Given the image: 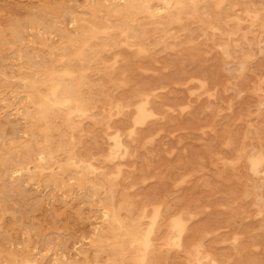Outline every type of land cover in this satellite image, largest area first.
I'll use <instances>...</instances> for the list:
<instances>
[{
	"label": "rangeland",
	"instance_id": "obj_1",
	"mask_svg": "<svg viewBox=\"0 0 264 264\" xmlns=\"http://www.w3.org/2000/svg\"><path fill=\"white\" fill-rule=\"evenodd\" d=\"M224 2L129 19L86 0H0V264H264L251 164L264 151V0ZM84 20L98 31L87 45ZM56 85L86 110L77 127L52 102L15 117ZM144 210L152 232L136 245Z\"/></svg>",
	"mask_w": 264,
	"mask_h": 264
},
{
	"label": "bare ground",
	"instance_id": "obj_2",
	"mask_svg": "<svg viewBox=\"0 0 264 264\" xmlns=\"http://www.w3.org/2000/svg\"><path fill=\"white\" fill-rule=\"evenodd\" d=\"M85 1V0H84ZM185 1H187V0H86V3L89 5V4H95V3H100L104 8H106V9H109L110 11H114V12H119V13H121V14H123L124 16H127V17H129V19H133V17H137V16H139V15H144V16H147V17H149V18H151V19H155V18H163V17H173L174 15H175V12L177 11V10H179L180 9V7H181V5H182V3L183 2H185ZM225 0H221V3H223ZM219 2H220V0H219ZM252 2V1H251ZM9 3V2H8ZM258 3V2H257ZM260 3V2H259ZM258 3V4H259ZM48 4H49V2H48ZM82 4V3H81ZM223 4H225V2L223 3ZM85 5V4H84ZM77 6V5H76ZM83 6V5H82ZM87 6V5H86ZM215 6H216V4H215ZM235 6V5H234ZM233 6V7H234ZM242 6V5H241ZM240 6V7H241ZM248 6V5H247ZM75 7V6H74ZM217 7V6H216ZM215 7V8H216ZM37 8V7H36ZM227 8V7H226ZM235 8H237V6L235 7ZM74 9H76V8H74ZM80 9H81V6H80ZM36 10V9H35ZM34 10V11H35ZM219 10V9H218ZM258 10V9H257ZM32 13V12H31ZM90 13V12H89ZM248 13V12H247ZM30 14V13H29ZM79 14V13H78ZM31 15V14H30ZM49 15V14H48ZM251 15V14H250ZM249 16V15H248ZM255 16H258V15H256L255 14ZM70 17H72V16H70ZM18 18V17H17ZM62 18V17H61ZM66 19H67V17H65ZM13 19V18H12ZM20 19V18H19ZM23 19V18H22ZM257 19H258V17H257ZM56 20V19H55ZM69 20V19H68ZM253 20V19H252ZM19 21V20H18ZM74 21V20H73ZM117 21V20H116ZM69 22V21H68ZM71 22V21H70ZM86 21L84 20V25H83V29H82V32H81V42H82V45H87V44H89V42H90V40L91 39H96V38H98V31H96V30H90L91 28L85 23ZM118 22H119V20H118ZM240 22V21H239ZM4 23V22H3ZM2 23V24H3ZM25 23V22H24ZM73 23V22H72ZM115 23V22H114ZM120 23H122L121 21H120ZM22 24V23H21ZM54 24V23H53ZM71 24V23H70ZM151 24V23H150ZM7 25V24H6ZM13 25H15V23L13 24ZM17 25H19V23L17 24ZM4 26V25H3ZM9 26V25H8ZM21 26V25H20ZM47 27V26H46ZM45 27V28H46ZM66 27V26H65ZM112 27V25H109L108 26V28H111ZM11 28H12V25H11ZM18 28V27H17ZM187 28V27H186ZM3 29V28H2ZM7 29H9V28H7ZM95 29V28H94ZM13 30V29H12ZM14 30H15V28H14ZM13 30V31H14ZM21 30H22V28H21ZM28 30V29H27ZM46 30V29H45ZM45 30H42V31H45ZM63 30V29H62ZM104 30V29H103ZM128 27H126V28H123L122 30H121V34L122 35H124L125 36V41H128L129 40V38H130V36H129V34H128ZM163 30V29H162ZM157 31V30H156ZM160 31V30H159ZM215 31H216V29H215ZM218 31V30H217ZM15 32V31H14ZM16 32H17V30H16ZM103 32V31H102ZM105 32V31H104ZM5 33H7V32H5ZM72 33V32H71ZM173 33V32H172ZM209 33V32H208ZM8 34V33H7ZM54 34V33H53ZM158 34V33H157ZM9 36H11L10 34H8ZM59 35V34H58ZM75 35V34H74ZM64 36V35H63ZM106 36H108V35H106ZM113 36V35H112ZM209 36V35H208ZM6 37V36H5ZM152 37V36H151ZM2 38V37H1ZM8 38V37H7ZM61 38V37H60ZM142 38V37H141ZM19 39V38H18ZM8 40V39H7ZM168 40V39H167ZM10 41H12V39L10 40ZM10 41H9V43H10ZM114 41V40H113ZM117 41V40H116ZM192 41V40H191ZM190 41V42H191ZM3 42H4V40H3ZM17 42V41H16ZM59 42V41H58ZM51 43H53V42H51ZM12 44V43H11ZM111 44V43H110ZM116 44V43H115ZM123 44V43H122ZM126 44V43H125ZM124 44V45H125ZM194 44V43H193ZM53 45H54V43H53ZM103 46V45H102ZM114 46V45H113ZM127 46V45H126ZM27 47V46H26ZM25 47V48H26ZM40 47V46H39ZM112 47V46H111ZM28 48V47H27ZM34 48V47H33ZM104 48H106V47H104ZM31 49V48H30ZM129 49V48H128ZM132 49H133V47H132ZM152 49H153V47H152ZM27 50V49H26ZM201 50V49H200ZM17 51V50H16ZM33 51V50H32ZM31 51V52H32ZM39 51V50H38ZM141 50H139L138 49V52H140ZM181 51H182V49H181ZM24 52H25V50H24ZM27 53H28V51H26ZM43 52V51H42ZM118 52V51H117ZM143 52H146V50H143ZM209 52V51H208ZM1 53V52H0ZM26 53V54H27ZM37 53V52H36ZM41 53V52H40ZM49 53V52H48ZM127 53V52H126ZM148 53V52H147ZM182 53V52H181ZM236 53V52H235ZM29 54V53H28ZM33 54V53H32ZM38 54H39V52H38ZM131 54V53H130ZM142 54H144V53H142ZM146 54V53H145ZM152 54V53H151ZM19 55V54H18ZM70 55V54H69ZM141 55V54H140ZM192 55V54H191ZM113 56H115V54L113 55ZM128 56V55H127ZM133 56V54L131 55V57ZM143 56V55H142ZM145 56H147V55H145ZM152 56V55H151ZM39 57H40V55H39ZM17 58V57H16ZM129 58V57H128ZM127 58V59H128ZM137 58V57H136ZM34 59V58H33ZM32 59V60H33ZM38 59V58H37ZM131 59V58H130ZM154 59V58H153ZM42 60V59H41ZM234 60V59H233ZM236 60V59H235ZM7 61V60H6ZM31 61V60H30ZM34 61V60H33ZM121 61H122V59H121ZM1 62V61H0ZM24 62V61H23ZM122 63V62H121ZM120 63V64H121ZM236 63V62H235ZM37 64V63H36ZM43 64V63H42ZM91 64V63H90ZM123 64V63H122ZM142 64V63H141ZM41 65V64H40ZM84 66H86V65H84ZM90 66V65H89ZM121 66V65H120ZM120 66H119V68H120ZM34 67V66H33ZM127 67V66H126ZM140 67V66H139ZM124 67H123V65H122V69H123ZM127 68H129V67H127ZM9 69H10V67H9ZM85 69V68H84ZM121 69V68H120ZM119 69V70H120ZM121 69V70H122ZM125 69V68H124ZM128 70V69H127ZM235 71V70H234ZM119 72V71H118ZM129 72V71H128ZM65 73H66V71H65ZM60 74V73H59ZM72 74V73H71ZM68 74H66V75H64V77L65 76H67ZM77 74H75V76H76ZM104 75H105V73H104ZM62 76V75H61ZM69 76V75H68ZM67 76V77H68ZM109 76V75H108ZM72 77H73V74H72ZM124 77V76H123ZM11 78V77H10ZM192 79V78H191ZM190 79V80H191ZM194 79V78H193ZM104 81H107V80H104ZM8 82V81H7ZM24 82V81H23ZM96 82H97V80H96ZM125 82V81H124ZM123 82V83H124ZM201 82V81H200ZM78 83V82H77ZM122 83V82H121ZM203 83V82H202ZM204 84H206L205 82H204ZM78 85V84H77ZM80 85H82V84H80ZM198 85V84H197ZM20 86V85H19ZM115 86V85H114ZM203 86H205V85H203ZM203 86H202V88H201V90H203ZM28 87V86H27ZM82 87V86H81ZM20 88V87H19ZM111 90V89H110ZM117 91V90H116ZM257 92H259V91H257ZM12 93V92H11ZM51 94V96L50 97H41L40 99H37V100H31V102H30V104H29V106L27 107V109L24 107V106H18V107H16L15 106V108H13V111L15 112L14 113V115L15 114H17V115H24V116H27V114L28 113H30V111L28 110V108L29 107H31V106H38L37 107V109H36V113H38V114H40V116H41V118H43V117H46V115H47V113H48V111L47 110H45V109H43V103H45V102H52L54 105L55 104H58L62 109H63V111H64V115L66 116V123H67V125L70 127V128H75V127H77V125H78V121H76L72 116H73V114L75 113V112H79L80 113V115L81 116H85L86 115V110L85 109H83V108H81V107H78L77 105V107H75L74 106V108H73V106L71 105V104H69V101H71L68 97H66V96H63V94H62V92H61V89H59V86L58 85H56L54 88H53V90L50 92ZM114 93V92H113ZM155 93V92H154ZM215 93V92H214ZM261 93H264V92H261ZM15 94V93H14ZM115 94V93H114ZM10 95V94H9ZM13 95V94H12ZM208 95H210L209 93H208ZM28 96H31L30 94L28 95ZM72 96H73V94H72ZM10 97V96H9ZM12 97V96H11ZM13 97H16V96H13ZM146 97V96H145ZM24 98L26 99V97L24 96ZM24 98H20V100L21 99H23L24 100ZM149 98V97H148ZM4 99V98H3ZM8 99V98H7ZM14 99V98H13ZM29 99V98H28ZM133 99V98H132ZM2 100V99H1ZM0 100V101H1ZM10 100H12V99H10ZM16 101V100H15ZM17 101H18V99H17ZM28 101V100H27ZM2 102V101H1ZM1 102H0V105H1ZM140 102H141V99H140ZM149 101H148V99L145 101V104H147ZM77 103H79V102H77ZM76 103V104H77ZM136 104H137V102H135ZM15 104V103H14ZM18 104H20V103H18ZM17 104V105H18ZM120 105V104H119ZM121 105H123V104H121ZM142 105H144L143 103H142ZM141 105V106H142ZM59 107V108H60ZM114 107H116V106H114ZM121 106H119V108H120ZM126 107H127V105H126ZM131 107V106H130ZM143 107H145V105L143 106ZM143 107H141V108H143ZM151 107V106H150ZM4 107H1V109H3ZM6 108H7V106H6ZM5 108V109H6ZM33 108V107H32ZM109 108V107H108ZM135 108V107H134ZM5 109H3V110H5ZM94 109V108H93ZM92 109V110H93ZM100 109V108H99ZM91 110V111H92ZM119 111V110H118ZM117 111V112H118ZM147 111V109H145V108H143V109H141V112H143V114L144 113H147L146 112ZM2 112V111H1ZM0 112V113H1ZM120 112V111H119ZM8 113V112H7ZM11 113V112H10ZM100 113V112H99ZM98 113V115H100ZM122 113V112H121ZM92 114V113H91ZM8 115V114H7ZM75 115V114H74ZM94 115V114H93ZM119 115V114H118ZM121 115V114H120ZM122 116H124V115H122ZM11 117V116H10ZM15 117H16V115H15ZM23 117V116H22ZM0 118H1V116H0ZM19 118H21V117H19ZM6 119V118H5ZM14 119V118H13ZM26 119V118H25ZM18 120V119H17ZM20 120H22V119H20ZM19 120V121H20ZM24 120V119H23ZM144 121V120H143ZM13 122V120L10 122V123H12ZM16 122V121H15ZM14 122V123H15ZM111 122V121H110ZM133 122V121H132ZM138 123V122H137ZM15 124H17V123H15ZM14 124V125H15ZM116 124V123H115ZM143 125V124H142ZM145 125V124H144ZM10 126V125H9ZM13 129V128H12ZM15 130V129H14ZM72 130V129H71ZM48 131V130H47ZM24 132V131H23ZM133 132V131H132ZM14 133V132H13ZM17 133H19V132H17ZM134 133V132H133ZM25 134V133H24ZM19 135V134H18ZM113 135V133H110L109 134V136L113 139V141H114V146L116 147H121L122 145H121V142H120V135H117V136H112ZM13 136V135H12ZM21 136V135H20ZM23 136V135H22ZM27 136V135H26ZM64 136V135H63ZM65 137V136H64ZM73 137V136H72ZM131 137V136H130ZM21 138V137H20ZM66 138V137H65ZM122 140V139H121ZM9 141V140H8ZM39 141V140H38ZM5 142V139H4V141H3V143ZM10 143V142H9ZM47 143V142H46ZM8 144V143H7ZM12 144V143H11ZM124 145H125V143H123ZM51 145V144H50ZM88 145V144H87ZM127 145V144H126ZM42 146V145H41ZM1 147H3V146H1ZM112 148V147H111ZM122 148V147H121ZM60 149V148H59ZM119 150H121L120 148H118ZM124 150H125V152H126V148L124 147L123 148ZM130 149V148H129ZM131 149H132V147H131ZM262 149V148H261ZM111 150V149H110ZM112 150H114V149H112ZM123 150V151H124ZM252 151V150H251ZM80 153V152H79ZM132 153V152H131ZM131 153H129V154H131ZM244 153V152H243ZM255 154V153H254ZM259 154V153H258ZM83 155H87V154H83ZM256 156V155H255ZM46 157V155L44 154V152H42L41 153V155L39 156V159H44ZM85 157V156H84ZM126 157V156H125ZM238 158H239V156H238ZM253 158V157H252ZM253 159H255V158H253ZM248 160V159H247ZM252 159H250V161H251ZM75 162V161H74ZM264 151L261 153V155H259L258 156V158L257 159H255V160H253V162L251 163L252 164V171H253V173L255 174V175H264ZM84 163V162H83ZM233 163V162H232ZM250 163V162H249ZM79 164V163H78ZM251 164H250V166H251ZM123 165V164H122ZM126 165V164H125ZM224 165V164H223ZM228 165V164H227ZM226 165V166H227ZM95 166V165H94ZM78 167H79V165H78ZM88 167H93V165L92 164H90V165H88ZM82 168V167H81ZM108 168V167H107ZM121 168H123V167H121ZM118 169H119V167H118ZM133 169V168H132ZM23 170H24V167L23 166H15V167H13V169H12V178H14V179H16V178H21L24 174V172H23ZM106 170V169H105ZM121 170V169H120ZM249 170H250V167H249ZM96 171H99V170H96ZM108 171V170H107ZM118 172V171H117ZM4 174V173H3ZM94 174V173H93ZM106 174H108V173H106ZM249 174H251V173H249ZM109 175V174H108ZM118 175H120V174H118ZM117 175V176H118ZM126 175V174H125ZM115 176V175H114ZM251 176H253V175H251ZM27 177V176H26ZM107 177H110V176H107ZM111 177H113V176H111ZM129 177V176H128ZM264 177V176H263ZM6 178V177H5ZM108 180H110V179H108ZM4 181V180H3ZM89 181V180H88ZM8 182V181H7ZM26 183V182H25ZM77 183V182H76ZM2 185V184H1ZM138 185V184H137ZM10 186V185H9ZM37 187H38V185H37ZM36 187V188H37ZM10 188V187H9ZM128 188V187H127ZM1 189V188H0ZM27 189V188H26ZM39 190V189H38ZM78 190V189H77ZM16 191V190H15ZM56 191V190H55ZM54 191V192H55ZM2 192V191H1ZM8 192V191H7ZM10 192V191H9ZM51 192V191H50ZM49 192V193H50ZM76 192V191H75ZM3 193V192H2ZM52 193V192H51ZM8 195V194H7ZM134 195V194H133ZM33 196H34V194H33ZM80 196V195H79ZM78 196V197H79ZM49 197H51V196H49ZM60 197H62V196H60ZM125 197V196H124ZM36 198H37V196H36ZM118 198V197H117ZM129 198H130V196H129ZM23 199V198H22ZM64 199V198H63ZM129 200V199H128ZM86 201V200H85ZM119 201V200H118ZM87 202V201H86ZM64 203V202H63ZM82 203H84V201L82 202ZM98 203V202H97ZM27 204V203H26ZM92 204V203H91ZM99 204V203H98ZM129 205H130V203H129ZM139 207V206H138ZM153 207V206H152ZM160 207L161 206H159V209H160ZM155 208V207H154ZM158 209V208H157ZM162 209V208H161ZM13 210V209H12ZM30 210V209H29ZM98 210H100V209H98ZM5 211V210H4ZM146 211L147 210H144L142 213H140V215H139V217H138V222H137V224L134 226V228H133V232H131L130 234L133 236V243L135 244L136 243V245H137V243H139L141 240H143V239H149L150 238V235H151V232H152V229L150 230V231H146V232H148L147 234L144 232V227H143V219L145 218V216H146ZM11 212V211H10ZM16 212V211H15ZM160 212V211H159ZM261 213V212H260ZM83 214V213H82ZM100 214V213H99ZM160 214V213H159ZM14 215V214H13ZM126 215V214H125ZM189 215H191V214H189ZM100 216V215H99ZM108 216H109V213H108V211L107 210H104L103 211V214H102V216L101 217H103V218H108ZM153 216L155 217V214L153 213ZM4 217V216H3ZM2 217V218H3ZM176 217V216H175ZM1 218V217H0ZM6 218V217H5ZM93 218V217H92ZM193 218H194V216H193ZM192 218V219H193ZM94 219V218H93ZM178 219V218H177ZM151 220H152V218H151ZM154 220V219H153ZM185 220V219H184ZM1 221V220H0ZM150 221V220H149ZM12 222V221H11ZM11 222H9L10 224H11ZM174 222V221H173ZM151 223V222H150ZM153 223H155V222H153ZM183 223V222H182ZM2 225V224H1ZM174 225H175V227H176V229L178 228V229H181L180 228V223H179V221H177V222H175L174 223ZM187 225V224H186ZM9 226H11V225H9ZM96 226V225H95ZM98 226V225H97ZM151 226V225H150ZM153 227H154V225H153ZM152 227V228H153ZM184 227V226H183ZM149 228V227H148ZM6 229V228H5ZM36 229V228H35ZM174 229V228H173ZM183 229H185V228H183ZM4 231V230H3ZM15 231V230H14ZM18 231V230H17ZM39 231V230H38ZM180 231H183V230H180ZM9 232H11V231H9ZM47 232V231H46ZM97 231H95V233H96ZM110 232V231H109ZM20 233V232H19ZM33 233V232H32ZM171 233V232H170ZM183 233V232H182ZM153 234V233H152ZM178 234V233H177ZM181 234V233H180ZM3 235H4V233H3ZM22 235V234H21ZM182 235V234H181ZM181 235H180V237H181ZM74 236V235H73ZM2 237H5V236H2ZM22 237V236H21ZM67 237V236H66ZM86 237H87V235H86ZM179 237V238H180ZM206 237V236H205ZM0 238H1V236H0ZM90 238V237H89ZM7 239H8V237H7ZM68 239V238H67ZM70 239V238H69ZM178 239V238H177ZM176 239V240H177ZM23 240V239H22ZM21 240V241H22ZM27 240V239H26ZM25 240V241H26ZM175 240V242H177ZM111 241V240H110ZM178 241H179V239H178ZM42 242V241H41ZM75 243V242H74ZM150 243V242H149ZM169 243H171V242H169ZM150 245V244H149ZM174 245V244H173ZM88 246V245H87ZM170 246V245H169ZM73 247V246H72ZM179 247H180V245H179ZM149 246H148V250H149ZM176 248V247H175ZM239 248V247H238ZM181 249V248H180ZM193 249V248H192ZM201 249V248H200ZM77 250H78V248H77ZM194 251V250H193ZM148 252V251H147ZM198 254V253H197ZM147 257V256H146ZM145 256L143 257V263H144V261H145ZM207 259V258H206ZM191 261H193V260H191ZM205 261V260H204ZM197 262V261H196ZM212 262L213 261H211V264H212ZM30 264H34V261L33 260H31L30 261ZM64 264H70L67 260L65 261V263ZM191 264V263H190ZM193 264V263H192Z\"/></svg>",
	"mask_w": 264,
	"mask_h": 264
}]
</instances>
